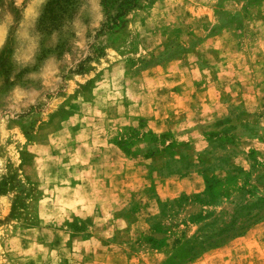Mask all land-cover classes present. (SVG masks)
I'll return each mask as SVG.
<instances>
[{
    "label": "rangeland",
    "instance_id": "374dc122",
    "mask_svg": "<svg viewBox=\"0 0 264 264\" xmlns=\"http://www.w3.org/2000/svg\"><path fill=\"white\" fill-rule=\"evenodd\" d=\"M50 2L0 0V264H264V0Z\"/></svg>",
    "mask_w": 264,
    "mask_h": 264
},
{
    "label": "crops",
    "instance_id": "0c3cea01",
    "mask_svg": "<svg viewBox=\"0 0 264 264\" xmlns=\"http://www.w3.org/2000/svg\"><path fill=\"white\" fill-rule=\"evenodd\" d=\"M14 197L15 195L13 196L7 193L0 194V218L6 217L10 213L12 209V198ZM7 200L8 204L6 203ZM56 200L57 193L53 190L47 196L45 195L42 198H37L36 213L38 221L35 220V222L30 225L27 223L24 224L22 218H12L10 220L11 223L7 224L9 230L7 236H9L10 242H12V244L19 243L21 246H25L23 252L26 255L30 254L31 250L35 247L42 249H45L46 247V249L53 251L52 244L54 243V240L57 239V234L53 230H55V226L59 222L58 218L61 213L60 207L56 205ZM63 211H65V214L68 217L74 213L82 214L78 209L75 210V212L73 209L66 210V208H63ZM25 212L26 209H24V213ZM247 240L248 245L249 242H253L252 245L258 244L259 250H262L264 247V244L257 242V239L252 240L251 237H247L246 241Z\"/></svg>",
    "mask_w": 264,
    "mask_h": 264
},
{
    "label": "trees",
    "instance_id": "16d2710c",
    "mask_svg": "<svg viewBox=\"0 0 264 264\" xmlns=\"http://www.w3.org/2000/svg\"><path fill=\"white\" fill-rule=\"evenodd\" d=\"M55 1H59V0H51V2H50L49 5H53V3H54ZM64 1H66V2L68 3L69 0H64Z\"/></svg>",
    "mask_w": 264,
    "mask_h": 264
}]
</instances>
